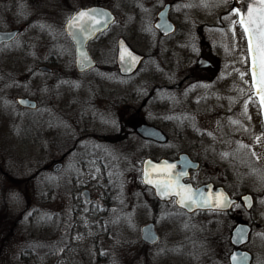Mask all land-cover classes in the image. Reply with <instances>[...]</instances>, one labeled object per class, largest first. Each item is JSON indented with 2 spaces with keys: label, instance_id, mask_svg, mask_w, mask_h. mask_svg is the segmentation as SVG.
Segmentation results:
<instances>
[{
  "label": "rangeland",
  "instance_id": "374dc122",
  "mask_svg": "<svg viewBox=\"0 0 264 264\" xmlns=\"http://www.w3.org/2000/svg\"><path fill=\"white\" fill-rule=\"evenodd\" d=\"M32 1L0 0V30L24 26L15 41L0 47V264H229L231 230L238 222L253 226L244 247L253 253L252 264H264V134L249 83L246 38L239 24L232 23L237 20L232 0H196V22L183 23L184 29L196 24L191 44V38L179 35L165 41L157 34L129 38L148 54L147 61L130 78L105 73L110 82L72 77L75 51L57 10L62 0H47L42 15ZM117 38L107 35L93 43L98 62L115 64ZM158 45L172 52V65L165 66L170 80L187 72L203 47L216 66L209 84L189 94L203 99L185 114L161 115L159 67L170 60L156 51ZM41 65L55 67V73L41 72ZM153 94L141 119L164 129L178 152L208 153L207 168L197 180L213 178L237 195L252 193L255 204L251 211L239 202L225 213L195 214L161 207V213L174 208L177 218L174 224L158 219L161 241L145 251L141 226L156 218L157 210L150 203L154 194L139 174L153 145L135 135L118 141L111 169L115 177L107 181L97 166L92 173V165L87 169L82 164L83 135L76 126L85 111L93 116L94 135L118 133L120 117L127 115L132 123L136 116L129 108L137 109ZM20 96L37 99V111L21 107ZM198 117L217 133L216 140H201L208 150L194 148ZM69 150L63 169L54 172L53 160ZM82 174L96 184L90 187L91 201L82 195ZM177 247L180 257L165 260V253L178 254ZM133 252L149 254V260L130 261Z\"/></svg>",
  "mask_w": 264,
  "mask_h": 264
},
{
  "label": "flooded vegetation",
  "instance_id": "af4514ba",
  "mask_svg": "<svg viewBox=\"0 0 264 264\" xmlns=\"http://www.w3.org/2000/svg\"><path fill=\"white\" fill-rule=\"evenodd\" d=\"M228 0H225V3H227ZM47 3V0H33L32 5L35 9H37L36 14L42 15L43 13H46V10H43V6ZM195 3L196 0H62L60 8L57 10H60L59 16L62 17L61 24L63 26V33L65 36L71 41L74 47V51L76 54V44L72 37L70 36L68 32V25L70 22L73 28H76L80 32V34L84 35L87 33V30L91 28L93 25L92 22H86L78 24L76 23V19H73L74 17H77V13L85 8H90L93 6H102L105 8H108L113 16V20L110 21L107 26L100 30L98 33H96L92 38H90L87 41V48L90 52V54L93 56V58L96 60V64L92 68H88L83 71H79L76 65V62L74 64V71L72 72V77H79V76H92L93 79L96 81H107L110 82V79L114 76L116 77V74H119L122 78H130L134 76L145 64L148 58V54L145 52H141L137 50L134 45L130 42L129 38L139 37V36H149L150 34H157L160 41H165L168 39H171L173 37H176L177 35L182 36L183 38H191L189 41V44L193 43L195 31H196V24L193 23L192 25L187 24L189 27L187 29H184L183 23H186L187 21H193L196 22V9H195ZM216 3V0H215ZM223 4V2H221ZM226 15V12H221V16L219 17V20L223 21V16ZM48 16V15H47ZM46 16V17H47ZM161 18H166L167 21V28L169 30H164L163 26L160 28L157 26V23L161 20ZM14 29H20L18 36L22 33L24 26L19 27H12L9 29H5L4 31H10ZM173 29V30H171ZM3 31V30H2ZM165 31V32H164ZM168 31V32H167ZM118 37L116 40V52H118V42L121 38L125 39L127 43L137 52L143 54L144 60L142 61L140 67L138 70L131 76H124L120 73L117 62L115 61V64H109V63H100L97 61L96 57L92 54V46L95 41H97L101 37ZM16 38V39H17ZM13 42V41H12ZM9 43H3L0 45H6ZM164 48V46H163ZM204 49V50H203ZM206 47L202 48V52L199 55V57L196 59L195 62L188 67V71L186 72L181 71L179 73V77L176 80H170L168 79L167 70L165 66L170 67L172 65L171 62V54L169 50L162 49L161 45L157 46L156 51L158 53H162L167 56V59L170 60L169 63H161L160 64V73L163 76L162 77V84L157 86V92H158V99H159V108L161 109V115L170 117L173 116L175 113H179L183 111L182 113H186L189 111V108L197 107V101H202L203 98H201V94L195 93L193 95H189L193 93L197 86H200L201 84H209V79H212L213 71L216 68L215 64L211 60L210 56L206 53ZM117 57V54H116ZM195 57V56H194ZM204 59L207 64L204 62H201V60ZM248 75H249V83L252 89L253 99L255 98V102L257 105V111L259 115V122H260V131L264 134V127L261 125V108L259 104V100L255 94V90L253 87V82L251 78L250 73V65H249V59H248ZM176 66V65H175ZM42 67H47V69L43 70ZM38 70L41 72H47L49 74L55 73V67L48 66V65H41L38 67ZM111 74V78H106V74ZM211 77V78H210ZM112 79V80H113ZM113 93L111 92V95ZM154 96L150 95L147 96L141 103V105L135 109L134 105L129 108L130 111H135V120L129 124V119L127 115H124L120 117L121 125L119 126V132L114 134H105L102 137L99 135H94V128L90 125V119L93 118L92 115H88L85 111H81L79 113L80 118H82L81 121L77 122V130L79 134H82L83 137L80 138L81 143L84 146V151L81 153V162L84 165L85 168H89V170L92 173H96L95 166H97V169L99 172L102 173V177H105L108 181L110 179V176L115 177L113 170V174L111 173V169L115 167L116 163V144L120 140H125L130 137V135H135L137 139L139 140H146L145 142L153 145V151L150 155H146V157L143 158L141 162V173L139 174V178H141L142 183L146 186L143 180L144 175V162L147 159H154V160H160V159H168L177 161V169H182L183 164L180 163L182 160L187 159V162H189V166L187 169L188 177L185 178V181L191 182L194 186H202V185H208L213 184L214 188H217L219 186L224 187V189L231 195V197L236 198L237 202L233 205H237L239 202L242 204L243 208L245 209L244 202L242 200V196L245 194L237 195L235 193H232L225 184H217L213 178H209L208 180H197V175L199 172H201L202 169L207 168L208 162L205 159V156H207V152L203 151H177L176 147L174 146V143H170V137L164 131V129L158 127L163 134L166 137L165 141H155L150 140L145 137H143L140 133L137 132V126L139 124L145 123L144 120L141 119L142 111L147 106L149 100ZM198 96V97H197ZM28 97L29 96H24ZM196 98L195 101H193ZM19 98V97H18ZM17 98V99H18ZM34 101H36V107L33 109L23 107L26 109H29L32 112L37 111L39 108V103L37 99L30 98ZM95 101V100H94ZM92 106L95 105V103H90ZM109 107H113V105L109 102ZM128 108V106H127ZM127 116V119L125 118ZM205 121V118H199L196 123V136L198 141L194 143L195 149H202L208 150L207 148V141L201 142L203 139H207L208 141L216 140L217 133L212 132V128L207 127L206 125H203V122ZM119 134V135H118ZM167 146H170L167 148ZM156 148V151L154 149ZM72 152V150H69L67 153H63V155L60 158H57L53 160L54 166L57 162L62 163V168L64 167V161L67 158V156ZM108 153V154H107ZM210 153V152H209ZM60 170V171H61ZM105 175V176H104ZM212 177V176H210ZM82 181L84 183L85 188L82 190V195L87 201H91V189L90 187H96V184L93 182L92 178H89L88 180L84 179V176L82 174ZM100 186H104V184H97ZM149 188L148 186H146ZM151 189V188H149ZM152 190V189H151ZM85 191H88V196H86ZM154 194V199H151L150 203L155 208L156 218H153L150 221H147L144 224L148 223H154L155 229L157 233L160 235V240L155 244H148L142 241L141 235H142V225L141 226V234H140V240L141 244L144 247L143 249L146 251L147 249H153L155 246H157L161 241V234L158 231V219L161 218V220L164 222H170L173 223L175 219L177 218L176 214L173 213V210L165 211L164 213H161V207H169L170 205L174 206L175 208L187 213L186 211L182 210L177 206L175 198L171 199L170 201H162L158 199L152 190ZM233 207L230 209L232 210ZM160 208V209H159ZM228 210V211H230ZM210 212H216V213H225L228 211H214V210H208ZM205 210H197L193 213L188 214H195L198 212H208ZM162 215V216H161ZM173 220V221H172ZM239 223V222H238ZM237 223V224H238ZM236 224V225H237ZM235 225V226H236ZM234 226V227H235ZM252 226V225H251ZM234 227L231 230L230 235V242H231V236L232 231ZM253 229V226H252ZM174 240V239H173ZM179 248L177 247V253L179 252ZM233 250V246H232ZM231 253V252H230ZM229 253V255H230ZM130 255V261H132L134 258H143L142 261H148L150 255L149 254H135ZM144 256V257H143ZM170 256L180 257L179 253L176 254H170L165 253V260H167ZM228 262H229V256H228ZM230 264V263H229Z\"/></svg>",
  "mask_w": 264,
  "mask_h": 264
},
{
  "label": "water",
  "instance_id": "95a60500",
  "mask_svg": "<svg viewBox=\"0 0 264 264\" xmlns=\"http://www.w3.org/2000/svg\"><path fill=\"white\" fill-rule=\"evenodd\" d=\"M247 4L248 0H233V6L239 13V19L240 16L244 15ZM260 7L261 6H256V10L252 14L245 16V21L247 22L258 20L260 15ZM82 11H88L91 13V15L76 19V23L81 24L92 22L94 26L89 28L86 34L82 35L78 30H76V28L72 27V22H70L68 25V32L76 44V65L79 71L92 68L96 64V60L92 57L87 48V41L100 30L104 29L107 24L113 20L111 11L108 8L102 6H93L90 8L82 9L77 13V15ZM157 26L160 28L163 26L164 30H169L167 28L166 18H161V20L157 23ZM19 32L20 29H14L10 31L0 30V45L3 43L12 42L17 37ZM257 43L258 41L254 40L253 46L256 47ZM144 57L145 56L143 54L135 51L125 39L121 38L119 40L116 62L118 69L122 75L130 76L134 74L140 67L142 61L144 60ZM251 60L252 58L250 56V63ZM201 62L207 64L204 59H202ZM256 63L260 69L258 73V81H264V50H261V52L257 55ZM42 69L45 70L47 69V67H42ZM255 87L261 104L262 120L264 124V92L260 91V89L264 87V83L257 82ZM18 102L23 107L35 108L37 106L36 101L28 97H20L18 99ZM137 131L142 136L148 139H152L155 141L166 140L165 135L160 129L148 123L139 124L137 126ZM180 163L183 164L182 169H177V161L168 159H147L144 162V183L148 187L153 189L158 199L162 201H170L171 199L175 198L177 206L189 213H193L197 210L228 211L237 202V199L231 197V195L222 186L214 188V185L211 183L208 185L195 187L191 182L185 181V178L188 177L187 169L189 166V162H187V159H185ZM61 168L62 163L57 162L53 166V171L58 172L61 170ZM165 184L168 185L167 194H164L157 187V185L164 186ZM180 186H183V188H181ZM85 194L86 196H88V191H85ZM217 194L220 195L217 196ZM225 197L230 202H232L229 203L227 207H223ZM182 198L184 200V203L186 204H190L191 200L193 199H195L198 203L191 204L190 207H183L178 202ZM244 198H250V201L246 202ZM242 200L244 202L246 210L251 211L254 206V198L252 194H244L242 196ZM201 201H207L213 206L200 207L198 205ZM217 202L221 205L220 207L215 206ZM251 229V225L247 223H238L234 227L231 236V244L234 246V249L229 255L230 264L252 263V253L246 249L241 248L249 241ZM141 239L143 242L148 244H155L160 240V236L155 229L154 223L151 222L142 226Z\"/></svg>",
  "mask_w": 264,
  "mask_h": 264
},
{
  "label": "snow or ice",
  "instance_id": "6c2138e0",
  "mask_svg": "<svg viewBox=\"0 0 264 264\" xmlns=\"http://www.w3.org/2000/svg\"><path fill=\"white\" fill-rule=\"evenodd\" d=\"M256 6H261L260 7V15H259L258 20L246 22L245 16L252 14L256 10ZM233 14L239 15V13H233ZM89 15H91L90 12L82 11L78 14L77 17H74L73 19H78L80 17H86ZM224 18L227 19L228 17H224ZM232 23H233V25H235L236 23H239L241 26V29H242V34L248 39V46H247L248 53L252 58L250 72L252 74L253 87H255L257 82L264 83V81H258V73H259L260 69L256 63L257 55L261 52V50H264V0H248V4L246 6L244 15L240 16V19L238 21L233 20ZM254 40L258 41L256 47L253 46ZM244 75H245V73H241V78H243ZM260 91L264 92V87H262L260 89ZM181 175H182V173H181ZM157 187L164 194H167V189H168L167 184H165L164 186L157 185ZM180 187L183 188V186H180ZM219 195L220 194H217V196H219ZM244 199L246 202L250 201V198H244ZM178 202L183 207H190L191 204H197L198 203L195 199H193V200H191L190 204H186V203H184L183 198ZM262 202H264V201H262ZM229 203H232V202H230L225 197L223 207H227L229 205ZM198 206H200V207H205V206L211 207L213 205L208 203L207 201H201V202H199ZM215 206L220 207L221 205L217 202Z\"/></svg>",
  "mask_w": 264,
  "mask_h": 264
}]
</instances>
